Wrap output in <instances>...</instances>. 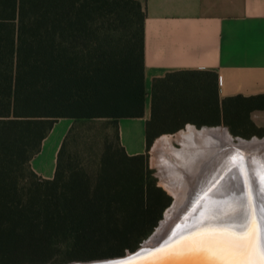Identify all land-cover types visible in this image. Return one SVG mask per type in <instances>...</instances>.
<instances>
[{"label": "trees", "instance_id": "1", "mask_svg": "<svg viewBox=\"0 0 264 264\" xmlns=\"http://www.w3.org/2000/svg\"><path fill=\"white\" fill-rule=\"evenodd\" d=\"M144 17L142 0H0V264L120 257L157 226L170 198L117 129L143 111ZM60 119L43 180L29 162Z\"/></svg>", "mask_w": 264, "mask_h": 264}, {"label": "crops", "instance_id": "2", "mask_svg": "<svg viewBox=\"0 0 264 264\" xmlns=\"http://www.w3.org/2000/svg\"><path fill=\"white\" fill-rule=\"evenodd\" d=\"M144 103L140 117L117 121L127 156L144 155L183 130L258 136L264 129V0H142ZM243 121L244 128L237 122ZM71 119L54 123L30 160L54 178Z\"/></svg>", "mask_w": 264, "mask_h": 264}, {"label": "bare ground", "instance_id": "3", "mask_svg": "<svg viewBox=\"0 0 264 264\" xmlns=\"http://www.w3.org/2000/svg\"><path fill=\"white\" fill-rule=\"evenodd\" d=\"M215 138L221 140L211 133L203 134L200 138L202 145L200 150L197 149V151L190 148L191 150H186L184 155L193 156L191 153L197 152L196 156H193V160L200 159L199 163L204 169H210L211 166L216 180H213L212 186H209L207 182V187L205 183L202 185L203 181L197 180V177L195 179L191 178V180L183 177V192L179 190L178 186L173 184V191L169 190L170 193L175 196L179 191L178 193L181 194L169 210V214L166 215L165 221L160 224L159 229L155 233L156 235L163 229L175 226L176 223L180 222L182 220V209L185 206L192 204L199 206L201 202H204V199H208L206 203H208L209 209L226 211L243 205L246 200V191L249 189L255 197V202L259 204V207L264 208V142H242V145L236 146L230 138L228 143L218 146L216 150H207L208 146L211 147V144H208V140L215 141ZM160 146L163 147L164 143H161ZM224 176L226 177L224 183L217 184V179L219 180ZM200 185L203 188L198 189ZM194 193H196L195 197L191 196L188 198Z\"/></svg>", "mask_w": 264, "mask_h": 264}, {"label": "water", "instance_id": "4", "mask_svg": "<svg viewBox=\"0 0 264 264\" xmlns=\"http://www.w3.org/2000/svg\"><path fill=\"white\" fill-rule=\"evenodd\" d=\"M240 143L236 146L242 145ZM246 143V142H244ZM251 143V142H250ZM249 189L246 191V200L241 206L229 210L209 209L208 199H204L199 206L188 205L182 209L180 222L175 226L163 229L159 234H151L136 250L126 252L123 256L90 260L85 262H69L64 264H216L212 257L203 251L192 248L176 247L175 250H165L166 244L187 238L198 232H205L211 229H228L240 233L245 230L244 225L250 214L264 222V208L259 207L255 197ZM210 200V199H209ZM196 207V208H194ZM160 225V223H159ZM180 226L178 229L177 226ZM173 233H176L173 236Z\"/></svg>", "mask_w": 264, "mask_h": 264}, {"label": "rangeland", "instance_id": "5", "mask_svg": "<svg viewBox=\"0 0 264 264\" xmlns=\"http://www.w3.org/2000/svg\"><path fill=\"white\" fill-rule=\"evenodd\" d=\"M109 20H110V24H112V32L116 34L117 33L115 32L116 28H114V25H116L115 19L110 17ZM262 130L263 131L258 136L241 137V136L230 135L227 132V130L223 127L216 128V130L214 129L210 131L189 129V130H183L179 132L174 137L161 138L159 139L157 144L148 148L147 152L144 155L146 156L147 169L150 172V177L154 181L156 187L160 188L166 194V196L170 198V203L168 207L162 212V217L159 220L157 226L154 228V231L152 232V234L154 232L156 233V231L159 229L160 227L159 223L161 224L163 221H165L166 215L169 214V210L172 208L178 196H180L181 194V193H178L179 191L177 192L175 196L170 193L169 190L173 191V188H172L173 184L178 186L179 190L183 192L184 190L183 183H184L185 177L187 180L189 179L191 180V178L195 179V177H197V180L203 181L202 185L204 183L206 184L205 186H207V182L209 186H212L213 180H216V176L213 173L212 167L210 166V169H204L203 167H201V164L199 163L200 159L193 160V156H196L197 152L191 153L193 156H190V155L187 156V155H184L186 150H189L190 148L192 150H197V149L200 150L202 146L200 138L203 134H206V133H211L212 135H215L221 139V140H217L215 138V141L208 140V144H211V147L208 146L207 150H210V149L216 150L218 146H223L224 143H228L230 141L229 140L230 138L234 144L240 143V140L244 142H252V141L264 142V129ZM161 143H164V146H163L164 148L160 146ZM217 143L219 144L217 145ZM205 145H207V143H205ZM225 179H226L225 176L223 178H220L219 179L220 181L217 179V184L224 183ZM201 187L202 186L200 185L198 189ZM195 195L196 193H194L193 195H190L188 198H190L191 196L195 197ZM196 198H198V196H196ZM65 250L66 249L64 247L62 248V245L59 246L58 249L55 251L53 257L59 258L63 256Z\"/></svg>", "mask_w": 264, "mask_h": 264}, {"label": "snow or ice", "instance_id": "6", "mask_svg": "<svg viewBox=\"0 0 264 264\" xmlns=\"http://www.w3.org/2000/svg\"><path fill=\"white\" fill-rule=\"evenodd\" d=\"M244 228L240 233L228 229L198 232L172 241L159 251L192 248L207 253L216 264H264V222L250 214Z\"/></svg>", "mask_w": 264, "mask_h": 264}]
</instances>
